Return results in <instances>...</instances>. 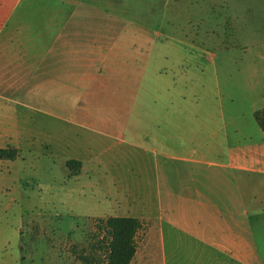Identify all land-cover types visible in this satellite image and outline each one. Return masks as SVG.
Here are the masks:
<instances>
[{
	"label": "rangeland",
	"instance_id": "374dc122",
	"mask_svg": "<svg viewBox=\"0 0 264 264\" xmlns=\"http://www.w3.org/2000/svg\"><path fill=\"white\" fill-rule=\"evenodd\" d=\"M71 3L29 0L13 28L58 34L45 46L60 49L62 74L95 80L0 87V148L18 151L15 160L0 161V264H86L87 257L106 264L100 244L93 246L104 236L96 225L127 214L144 216L131 264H163L161 250L146 246L147 235L159 222L179 220L167 217V206L163 215L156 210L159 189L163 205L179 208L181 201L164 199V181L147 182L162 159L131 146L130 136L145 130L161 140L168 115L175 150L212 149L221 122L222 145L264 146L254 118L264 108V0H124L105 9L101 0ZM103 12L110 15L103 23L69 22ZM70 159L83 163L78 175L67 168ZM199 173L206 179L202 190H213L217 169ZM238 180L239 191L264 198V174H238ZM171 185L179 191L192 183ZM116 201L149 207L125 212ZM249 237L254 264H264V213L253 216ZM168 246L165 264H179L171 257L201 264L197 241L184 240L180 255Z\"/></svg>",
	"mask_w": 264,
	"mask_h": 264
},
{
	"label": "crops",
	"instance_id": "0c3cea01",
	"mask_svg": "<svg viewBox=\"0 0 264 264\" xmlns=\"http://www.w3.org/2000/svg\"><path fill=\"white\" fill-rule=\"evenodd\" d=\"M70 1L71 4L83 5L82 0ZM114 2H118L117 7H122L124 4V0H101V6L104 9L115 7ZM28 3L29 0H0V72H7L5 74L0 73V87L21 89L45 87L58 85L66 79L94 82V74L80 76L81 74L71 70H68L67 75L62 74V60L56 58L59 56L60 49L45 46L47 39L60 38L58 34L49 33L47 36L46 33L42 32L25 33L13 30L14 26L20 23L19 13L24 7H27ZM95 16H91L92 19L87 15L81 16L82 19H70L69 22L103 23L104 18L110 15L103 12L101 15ZM117 17L120 18V16ZM59 21L62 23V20L59 19ZM14 41L20 42L15 44ZM11 71H15L17 74H11ZM6 75L9 78L5 79ZM218 127L219 130L213 134L217 137L218 143L212 149L196 145L187 148L176 146L178 151L175 150L174 124L168 115L165 118L164 130L159 128L162 134L161 140H158L157 133H149L145 130H140V133L135 132L130 136L132 139L131 146L162 159V162L157 160L154 163V179L151 178L147 182L161 183L164 181V199L181 201L179 208H170V203L163 205L161 202L163 196L160 193L161 189H159L156 210L161 215L162 207L166 208L167 206L169 208H166L168 210L167 215H169L167 217L177 216L179 220V223L176 224L163 222L160 224L159 222V225H155L147 235L146 246L152 247L154 245L161 250L163 264L167 258L166 247H169V244L174 245L175 254L180 255L179 250L183 247L186 239H192L199 243L201 252L199 251L198 258L201 264H254L255 262L254 247L249 235L253 216L257 213H264V198L251 197L247 192L239 191L238 174L253 172L264 174V167L258 168L264 166V161L261 160L264 158V146L240 145L238 143L232 146L222 145V138L227 139V131L223 122L218 124ZM159 129L157 130L159 131ZM183 132L192 134L202 131L183 130ZM178 152L182 154H175ZM209 155H213L216 160L218 158L223 159L213 161L207 159ZM178 163L183 164L181 171ZM81 164L82 170L83 163L81 162ZM205 168L217 169L220 174L214 175L211 182L214 189H210L208 192L200 187V184H203L206 179L204 182L202 181L199 170ZM186 180L192 185L190 187L181 186L179 191H177V187L171 185V183L175 186L179 183L185 184ZM123 181L128 182L127 179H123ZM159 200L161 204H159ZM133 201L116 202L120 205L118 209L125 212L137 213L140 208L149 207L147 203L137 204ZM157 211L156 213H158ZM116 217L137 218L142 223L139 217L143 218L144 216L143 214L132 216L127 214ZM155 221L158 220L155 219ZM170 254L172 255V251ZM181 257L183 258L182 251ZM171 258H176V263L179 262L180 264L181 258ZM182 262L184 263L183 259Z\"/></svg>",
	"mask_w": 264,
	"mask_h": 264
},
{
	"label": "trees",
	"instance_id": "16d2710c",
	"mask_svg": "<svg viewBox=\"0 0 264 264\" xmlns=\"http://www.w3.org/2000/svg\"><path fill=\"white\" fill-rule=\"evenodd\" d=\"M254 118L260 130L264 134V108L254 113ZM18 156L14 147L0 148V161H13ZM67 168L72 175H78L81 171V162L70 159L66 161ZM97 231L103 232L100 240H95L93 246L104 250L106 264H130L136 254V237L142 229V223L137 218L110 216L99 220L96 225ZM97 238V234L94 235ZM86 264L91 260L84 258Z\"/></svg>",
	"mask_w": 264,
	"mask_h": 264
}]
</instances>
